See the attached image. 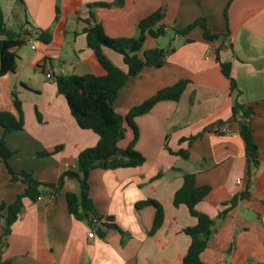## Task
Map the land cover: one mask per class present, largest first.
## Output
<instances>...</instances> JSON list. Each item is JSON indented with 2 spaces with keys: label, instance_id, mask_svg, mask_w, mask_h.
Instances as JSON below:
<instances>
[{
  "label": "crops",
  "instance_id": "1",
  "mask_svg": "<svg viewBox=\"0 0 264 264\" xmlns=\"http://www.w3.org/2000/svg\"><path fill=\"white\" fill-rule=\"evenodd\" d=\"M22 1L25 23L17 28L27 31L30 41L17 50L16 73L0 78V111L16 114L11 101L15 92L23 113L22 129L5 136L12 153L8 163L15 172H30L38 182L54 184L63 171L75 167L80 152L97 144L95 133L76 124L54 78H45L49 68L53 76L104 75L87 47L86 30L95 23L110 38H136L140 21L157 11L165 15L167 34L156 39L148 36L142 51H173L162 67L144 68L128 79L114 102L120 115L126 116L131 108L180 81L187 84L178 101L158 102L135 119L139 134L135 149L145 159L142 166L90 172L89 197L104 226L101 230L70 215L65 193L77 194L79 186L66 180L57 194L45 192L36 203L24 201V210L0 252V262L182 264L190 245L183 230L196 220L186 206L173 205L183 183L178 169L194 174L197 186L211 188L196 206L216 220L201 261L264 264V0H124L122 7L111 8L91 5L115 0ZM198 19H204L211 34L220 37L205 40L200 26L186 35L177 33ZM38 30L50 32V43L37 41ZM103 52L126 71L120 55L109 49ZM221 63L230 64L236 90L222 74ZM235 102L254 110L250 123L259 163L250 173L238 123L230 119ZM125 127V138L119 143L122 149L133 138ZM3 136L0 126V139ZM195 136L191 143L182 142ZM58 146L61 150L53 153ZM165 147L174 152L187 150L188 158L172 155ZM42 152L50 155L37 156ZM247 186L248 199L239 200L221 217L223 204ZM24 189L21 182L11 181L0 158V205H10ZM146 200L158 202L164 213L162 225L153 235L149 232L154 207L136 208ZM111 224L117 227H108ZM90 229L95 233L92 238L88 237Z\"/></svg>",
  "mask_w": 264,
  "mask_h": 264
},
{
  "label": "trees",
  "instance_id": "2",
  "mask_svg": "<svg viewBox=\"0 0 264 264\" xmlns=\"http://www.w3.org/2000/svg\"><path fill=\"white\" fill-rule=\"evenodd\" d=\"M20 1L23 3L22 0ZM123 4L124 0H115L113 3L93 4L91 8L122 7ZM164 17L165 15L162 11H157L140 21L137 26L138 36L136 38H110L104 32L102 25L95 23L86 30L87 47L93 51L94 56L105 72L104 75H54L57 91L66 100L70 114L78 127L82 130L91 131L98 136L97 144L80 152L76 158L75 167L63 171L58 181L54 184L38 182L30 172H15L9 166L8 159L12 153L6 147L5 136L9 132L21 130L23 127L21 102L15 92L11 93V101L16 114L9 111H0V126L4 128V136L0 139V158L8 170L11 181L21 182L25 189L10 205H0V252L11 233L12 226L19 220L24 210L25 200L36 203L43 193L57 194L64 188L66 180H74L78 183L79 191L77 194L65 193L68 212L76 220L85 221L91 225V217L98 219L99 217H97L92 200L89 197L88 177L90 172L94 170L134 169L145 163L144 157L135 149L139 136L135 119L148 113L158 102L166 100L178 101L187 82L180 81L173 87L157 92L153 97L131 108L126 116H122L116 111L114 102L118 92L127 84L129 78L138 76L144 68L162 67L167 55L173 51L169 48H153L142 51L143 44L148 36L156 39L167 34V26L163 23ZM196 26H200L203 29V36L207 41L217 40L220 37L218 34H211L204 19H198L177 33L186 35ZM29 41L30 34L27 31L21 28L14 29L6 24L0 4V78L16 73L19 58L17 50L27 45ZM37 41L43 44L50 43V32L38 30ZM104 49H109L120 55L126 71L115 66L105 56ZM40 67L43 68L42 66ZM220 67L222 74L230 81L231 89L236 90V83L230 75V64L221 63ZM253 114L254 110L252 107H245L235 102L230 118L237 121L239 126V135L244 144L248 173H250L251 168L256 167L259 163V149L254 141L250 123ZM37 118L39 119L38 114ZM125 126L132 131L133 138L128 147L122 149L119 147V143L125 138ZM196 138L197 136L191 137L187 140H182V142L188 141L191 143ZM165 148L172 155L183 159L188 158L187 150L181 149L174 152L167 149V147ZM60 150L61 146H58L53 153ZM46 155H50V153L42 152L37 156ZM177 171L182 173L183 183L173 197V205L175 207L186 206L190 216L196 220L194 226L183 230L190 238V245L183 257L182 264H204L201 261V255L208 247L215 233L216 220L210 218L207 214L199 212L196 206L209 194L211 188L209 186H197L194 174L178 169ZM160 175L158 174L157 177ZM248 190L249 186L246 187L243 193L224 203V209L220 212V216L226 217L239 200L248 199ZM145 206H152L155 209L152 228L149 232L150 235H153L161 227L164 213L161 205L154 200H146L136 204L137 209ZM102 227L104 226L100 224L96 226V229L101 230ZM108 227L116 228L117 226L111 224ZM0 264L10 263L0 262Z\"/></svg>",
  "mask_w": 264,
  "mask_h": 264
},
{
  "label": "rangeland",
  "instance_id": "3",
  "mask_svg": "<svg viewBox=\"0 0 264 264\" xmlns=\"http://www.w3.org/2000/svg\"><path fill=\"white\" fill-rule=\"evenodd\" d=\"M0 3L5 22L9 27L16 29L18 25L25 23L23 11L24 5L20 0H0Z\"/></svg>",
  "mask_w": 264,
  "mask_h": 264
},
{
  "label": "built area",
  "instance_id": "4",
  "mask_svg": "<svg viewBox=\"0 0 264 264\" xmlns=\"http://www.w3.org/2000/svg\"><path fill=\"white\" fill-rule=\"evenodd\" d=\"M31 49H32V50L35 49V44H34V43L31 44ZM206 58H207V59H210V58H212V57L209 56V55H207ZM43 66H46V64H43ZM48 68H49V66H48ZM45 78H46L47 80H52V79L54 78L52 72L50 71V68H49V72L46 73ZM240 183H241L240 180H237V184H240ZM90 221H91V226H92V227H95V226H98V225L101 224L100 219H98V218H96V217H91ZM94 234H95V233H94V230H93V229H90V230H89V233H88V237H89V238H92V237L94 236ZM220 264H225V263H220Z\"/></svg>",
  "mask_w": 264,
  "mask_h": 264
}]
</instances>
